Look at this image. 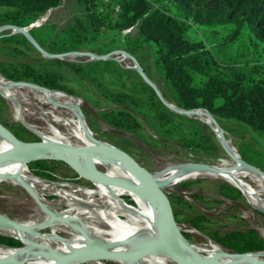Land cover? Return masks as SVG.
Returning a JSON list of instances; mask_svg holds the SVG:
<instances>
[{"label":"rangeland","instance_id":"1","mask_svg":"<svg viewBox=\"0 0 264 264\" xmlns=\"http://www.w3.org/2000/svg\"><path fill=\"white\" fill-rule=\"evenodd\" d=\"M80 14L81 6L76 0H60L56 7L39 15L29 25V28H40L43 34L49 32L47 37H54L61 28ZM12 31L13 30H10V32ZM134 31L135 29L131 28L126 30L125 33L132 34ZM190 34L191 36H199V28H194L193 32ZM30 45L32 48L21 47V52L19 53L12 50L0 49V61L6 65V67L4 65L3 67L10 68L7 64L9 62L15 63L24 60H35L38 56L40 58H48L47 55L41 52L36 46L31 43ZM18 49H20L19 46ZM40 49L44 51L43 48ZM118 51L119 50H112L108 52V54L105 53L104 55L107 54V58L101 60L90 59L88 53H96L86 49L77 51L79 52V56L61 55L57 59L79 63L84 67L78 74L73 73L66 65L59 68V72L62 75V83L72 91V94L64 93L76 99L68 102L62 101L61 103H53V98H51L53 95L48 90L40 89L36 86L37 84L31 82L19 81L21 84L27 86L21 87L25 90L24 92L20 91L18 93H13L17 97V104H15L13 100L0 95V123L16 138L22 141H48V138L45 136L46 131L42 128L45 126L66 138L76 141L83 140L101 148L108 147L106 146L107 143L114 146L110 143L111 139L118 145L125 146L128 149L127 153L150 172L151 176L170 177V179H172L171 176L177 174H179V177H187L190 175V172L199 174L220 169L228 173H233L238 165H242V163L245 164L236 152L237 147L245 146L248 148L249 154H251L256 164V166L249 164L252 166L250 168L256 171L259 170L258 172L264 176V138L262 136L253 132L245 125L235 121L221 120L220 122H216L214 118L200 112H192L186 116L170 110L160 98V96H162L160 91L164 88L162 79L158 77L150 67L149 73L151 76L147 78L154 85L155 89H152L134 70L135 63L130 58L131 55L129 54L130 56H128L125 53L119 54ZM150 56V50L145 48V52L141 53L139 58L147 65L150 64ZM131 57L136 61L133 56ZM262 58L264 59V56ZM0 76L7 80L2 76L1 72ZM1 77L0 81L5 82ZM7 81L11 82V80ZM95 82L100 83L111 91L133 94L144 102H148L156 111H163L162 106H164L173 113L181 115L183 119L179 120L176 117L169 118V115H166L168 122L173 126L171 129L168 128L167 124L160 125L158 121L151 117L141 119L138 125L137 123L133 124L131 122L130 128H111L109 125L102 122L95 114L101 108L110 106L103 101L99 89L94 85ZM145 84L152 89L151 92L145 88ZM3 89L11 93L9 90ZM32 117L36 118L38 122L32 120ZM185 118L198 121L200 125L205 127L207 133L211 131L214 134L213 142L216 144V149L207 148L197 143L194 134L188 126L189 123ZM219 123L225 129H221L218 125ZM114 147L120 148L118 146ZM1 152L6 153V151L2 150ZM42 159L47 161L46 167L48 169L45 171L50 173L52 179L45 180H50L47 181L48 188L39 194L43 200L42 205H48L56 211L65 210L68 212L66 208L68 207V210L71 209L68 204L73 200H78L83 204L90 203L93 206H95V204L99 206L92 198L80 195L84 193H91L89 195L104 206L105 204L99 201V199L111 202L113 198L127 195L123 196L125 197L123 201H127L128 205H133V203L128 200V196L132 197L135 202L142 200L140 196L124 188L105 183L90 182L77 175L67 164L60 160L51 158ZM91 162L94 167L105 176L121 179L108 174L105 165L98 164L93 160H91ZM196 164L207 165L206 167H198ZM83 166L86 167V165ZM27 169L31 175L36 176L34 171H31L28 167ZM236 178L248 188L251 185L259 192L261 196L259 198L264 199V183L259 178H255L253 174H249L245 171L239 172ZM252 178L258 180L261 185L259 186ZM128 181L136 184L135 181ZM184 181H194V183L190 185L189 188H181L182 186H180V184ZM219 181L242 187V185L235 180H232V183L230 182L231 180H223L218 177L200 174L192 178L180 180L175 184L176 187L174 185L172 187L159 188L160 193L168 201L173 215L177 219L176 223L183 240L193 247L203 246V248L208 246V244L215 245L214 243H216V246L227 251L230 249L221 246L209 235L220 236L222 233L229 231L251 229L264 240V212L249 204L245 197V193L239 186H236V189L241 193L242 197L240 199H230L219 194ZM99 188H102L106 193L113 196V198L106 199L100 196ZM26 189L24 186L15 184L11 181H1L0 213L15 221L41 220L42 214L38 213L35 197L32 196L28 188ZM70 192L72 194L67 198L65 195L70 194ZM254 195L258 198L256 193ZM91 202H95V204ZM38 205L43 207L41 204ZM73 205L81 212L80 215L95 216L83 206L76 205L74 201ZM23 206L24 209L22 208ZM106 208L108 207L106 206ZM99 209L101 210V208H96L97 211ZM146 209V205H144L139 212ZM36 213L38 216L33 217L32 215ZM104 219L106 220V218ZM132 219H130L129 223H131ZM113 220L125 221L126 219L113 218ZM191 222L197 223L199 226L198 229L193 228ZM28 229H30L29 232ZM15 231L16 234L30 241H34L35 239L38 240L40 246L50 249L52 255L36 258L37 262L41 264H55L59 256L77 254L82 251L89 252L97 248L98 245L89 244L87 242H70L69 239L74 237L72 233H63L40 226L28 227L24 230ZM3 232L7 231H0V235L13 238L12 236L5 235ZM26 232L30 235H27ZM20 236L15 237L19 240L26 241ZM157 258L158 260H156V262L150 264H177L165 256L160 255L159 257L157 256ZM198 258L211 259L217 263L222 262V264H239L237 262H231L228 260L227 256L211 251L198 255ZM149 261L152 262L153 260L150 259ZM127 263L128 261L126 259L114 260L97 258V261L92 259L76 264Z\"/></svg>","mask_w":264,"mask_h":264},{"label":"trees","instance_id":"2","mask_svg":"<svg viewBox=\"0 0 264 264\" xmlns=\"http://www.w3.org/2000/svg\"><path fill=\"white\" fill-rule=\"evenodd\" d=\"M76 1L81 6V14L61 28L54 37H47L49 32L43 34L40 28H28L30 37L45 52L56 55L86 49L96 54H105L112 50H122L136 59L148 78L151 76L149 68L154 70L164 83L161 95L171 104L187 111L195 109L198 110L195 112L211 115L216 122H238L264 138V0ZM59 2L60 0H0V27L26 28ZM131 28L135 29L134 33H125ZM194 28H199V36H191ZM21 47L32 48L25 36L10 33L9 29L0 31L1 50L19 53ZM145 48L150 50L151 55L150 64L147 65L139 58ZM7 64L10 68H4L3 65H6L0 61V72L7 80L42 86L53 95V103L76 99L67 95L72 94V91L62 83L59 68L66 65L73 73L78 74L84 68L81 64L39 56L35 60ZM94 85L99 89L103 101L110 105L95 114L111 128H130L131 122L138 125L141 119L151 117L160 125L167 124L171 129L173 126L166 115L169 118L183 119L164 106L163 111H156L148 102L133 94L111 91L96 82ZM25 86L27 85L20 84L15 87ZM145 88L152 91L146 84ZM185 119L197 143L216 149L211 131L207 133L205 127L194 119ZM218 125L225 129L220 123ZM110 143L128 151L114 140L110 139ZM236 152L245 162L242 165L256 166L247 147H237ZM46 162L37 159L26 165L37 177L52 179L50 173L45 171L48 169ZM193 183L194 181H184L180 186L189 188ZM250 187L261 197L257 190L251 185ZM218 192L230 199L242 197L238 189L223 181L218 182ZM128 197L133 205L123 201L125 197L113 198L111 202L98 199L111 211H140L142 206ZM88 204L92 205H85ZM67 211L76 216L81 213L76 208ZM174 219L177 222L175 217ZM191 226L195 229L199 227L195 222H191ZM209 236L221 246L236 252L264 250V240L251 229ZM12 237L0 235V245H3L0 246V254L37 258L52 255L49 248ZM262 254L264 253L240 256L247 258ZM17 263L28 264L21 260Z\"/></svg>","mask_w":264,"mask_h":264},{"label":"bare ground","instance_id":"3","mask_svg":"<svg viewBox=\"0 0 264 264\" xmlns=\"http://www.w3.org/2000/svg\"><path fill=\"white\" fill-rule=\"evenodd\" d=\"M133 62L135 63V68H136L137 64L134 60H133ZM3 80L5 82L0 81V86L9 90L11 93H9L8 91L4 90L1 87H0V93L3 95V97L11 99V100H13V102L15 104H17V101H18L16 99L17 97L13 93L25 91L21 87H15L16 85H19L21 83L12 84L11 82H9L5 79H3ZM43 90H48V89L44 88ZM170 106H171V104H170ZM195 111H198V110H189V111L181 110V112L186 116H188L190 113L195 112ZM31 119L37 121V119L34 117H32ZM42 128H44V130L46 131L45 136L48 138V141L62 143V144L69 146V147H89L88 149H89V152L91 153V155H90L91 160L97 162L98 164L100 163V164L105 165V168L107 171L105 169L104 170L108 174L119 177V178H121L119 180L123 179L122 181H125L126 183H128L134 187L139 188L141 186V182L132 174V172H130L127 165H125L121 161L111 157L107 152H105L103 149H101V147L66 138L62 135H59V134L53 132L51 129L47 128L46 126L42 127ZM15 144H16L15 141L10 137V135L7 134L0 127V154H3L1 152V150L6 151V152L12 150L15 147ZM106 146H109V144L107 143ZM62 154H64L68 159H70V155L67 152H62ZM42 157L43 158L56 157V153L55 152H47V153L43 154ZM76 161L81 164L82 168L87 170V166L86 167L83 166V165H86V162L84 161L82 156L76 157ZM26 164H27V161L22 157H13V158H11V159L3 162V163H0V182L7 180V181H11L15 184H20V185L24 186L25 189L28 188L31 191L32 196L35 197V200L37 202L36 206H37V209L39 211L38 213L42 214V219L41 220L33 219L30 221H18V222H16V224H17L16 226L5 225L0 221V231H7V232H3V233H5L6 235H9V236H20L19 234L15 233V232H18L15 230H24L28 227L40 226V227H44V228H48V229H52V230H57V231H60L63 233H65V232L72 233L74 235V237L69 239L70 242H75V243L87 242L89 244L103 245L104 249L95 248L93 250H90L89 252H97V251L103 250L105 252L116 253L118 255H121L122 257H125V259L128 261L127 264H150V263H154V262H156V260H158L157 256L159 257L161 254H156V253L144 255V256H141L139 258H128L125 256L129 253L139 251L145 245L161 242V237H160V232H159L160 225H161V218H160L159 210H158L157 206L155 205V203L141 198L142 200L138 201V203L140 204V206H142V208L144 207V205H146V208H147L146 210H143L141 212H139V210H138V211L133 212V213H122V212L113 211V209L111 211L110 209L106 208V206L99 203L94 197L90 196L89 194H91V193H84V194H80V195L92 198L94 201H96L99 204V206H97L95 204V202H91V203L95 204V206H92V205L89 206V204L85 205L83 203H80L78 200H73V201H74V203H76V205L83 206L84 208H86V210H89L91 212V214H94L95 216H93V215H83V216L77 215L76 216L69 211L68 212H66L65 210L56 211L48 205H42L43 200L41 199V196L39 193L42 191H45L48 188V186H47L48 182L45 181L44 179L37 177V176L31 175L29 173L27 167H26ZM196 165L198 167H206V165H202V164H196ZM242 171H245L249 174H253L255 176V178H259L264 183V176L260 172L253 170L250 167H247L245 165H238L237 169L233 173H228L227 171L220 169V170L209 171V172L199 173V174H194V173L189 171L190 175L187 177H179V174H177V175L171 176L172 179H170V177L151 176V182H152V185L154 186V188L155 187H172L177 182H179L180 180H182L184 178H192V177H194L196 175H200V174L218 177V178H221L223 180H229V181L231 180L230 182H232V180H235V181H238L242 185L243 188L240 187L239 185L238 186L245 193V197H246L247 201L249 202V204L251 206H253L254 208L264 212V199L259 198V196H258V198H259L258 199L254 195L255 193L253 192V190L251 189L250 186L248 188L242 182H240V180L238 178H236V175ZM121 173L124 175H122ZM246 176H249V175H246ZM126 179L135 181L136 184H134L133 182L128 181ZM252 179L255 182H257L259 184V186L261 185L258 180H255L254 178H252ZM236 186H234V187L237 188L238 186L237 187ZM175 187H176V185H175ZM99 191H100V196L105 197L106 199H112L113 198V196L106 193L102 188L101 189L99 188ZM130 192H132V191H130ZM132 193H135V192H132ZM71 194L72 193L70 192V194H67L65 196L68 198V196H70ZM135 194H137V193H135ZM42 195H44V194H42ZM123 196H127V195H123ZM123 196L121 195L120 197H123ZM58 198H59V196H58ZM73 201L70 204H68L72 209H74L76 207L73 205ZM38 204H41L43 207L39 206ZM24 206L22 207L23 209H24ZM96 208H101V210L99 209L97 211ZM68 209L69 208L67 207L66 210H68ZM22 212H25V211H22ZM135 214H137V215H135ZM32 216L37 217L38 214L36 213V214H33ZM99 216H101V217H99ZM102 217L106 218V220ZM113 218H121V219H126V220L125 221H118V220H113ZM130 219H132L131 223H129ZM29 231H30V229H28V232ZM8 232H11V233H8ZM26 234L30 235L27 232H26ZM20 237H22V236H20ZM22 238L31 244L40 246L38 240H36L35 238H33V239H35L34 241H30L24 237H22ZM214 244L215 245H209L208 244V246H205L204 248H203V246L193 247L191 244H189L188 242L186 243L183 240V243L180 246V249H181V252L183 253V255L191 262L200 260L198 258V255L207 253L209 251L214 252V253L216 252L218 254H222L224 256H227L228 260H230L231 262H234V263L237 262L239 264H249L250 260L264 261V254L259 255V256H255V257L245 258V257L237 255V254H230V253L224 251L219 246H216V243H214ZM261 253H264V251L258 252L255 254H261ZM38 256H40V255H38ZM161 256H164V255H161ZM165 257H167V256H165ZM36 258L37 257H33V256H29V255L0 254V264H18L17 261H19V260H21L23 262L26 261V262L31 263V264H41V263L37 262ZM150 259H152L153 261L150 262L149 261ZM88 260H92V259H87V260L74 259V260L68 262L67 264H76V263H81V262L88 261ZM170 260H172V259H170ZM94 261H97V258H94ZM218 263L222 264V262H218Z\"/></svg>","mask_w":264,"mask_h":264},{"label":"water","instance_id":"4","mask_svg":"<svg viewBox=\"0 0 264 264\" xmlns=\"http://www.w3.org/2000/svg\"><path fill=\"white\" fill-rule=\"evenodd\" d=\"M29 26L26 28L22 27H14V26H1L0 31L4 29L13 30L10 33H19L34 46H36L41 52L45 53L48 58H58L61 55H66V53L62 54H56L52 55L47 52H44L40 49V47L35 43V41L30 37L28 34ZM76 53H79L77 51H74ZM121 53H126L122 50H119ZM108 54V53H107ZM104 54H90L88 55L93 56L97 60L105 59L107 58ZM128 54V53H126ZM129 55V54H128ZM130 56V55H129ZM131 57V56H130ZM132 58V57H131ZM133 59V58H132ZM134 60V59H133ZM135 61V60H134ZM136 62V61H135ZM137 64V62H136ZM138 75L144 80V82L149 85L152 89L154 88V85L148 80L147 76L144 74L142 69L138 66L134 69ZM12 84H18L21 83L19 81H11ZM38 86V85H37ZM39 88L44 89V87L39 86ZM1 96H3L0 93ZM160 96V95H159ZM162 102L169 108L170 110L183 114L181 110L175 105L168 103L165 101L162 96H160ZM171 104V106H170ZM173 106V107H172ZM195 110V109H191ZM204 110V109H203ZM189 111V110H188ZM207 112V111H206ZM209 114V113H208ZM0 127L10 135V137L15 141V147L3 154H0V163H3L13 157H22L27 162L42 159V155L47 152H55L56 157H52L51 159H56L64 162L67 164L77 175L81 176L82 178L90 181V182H99V183H105L109 185L118 186L121 188H124L128 191H132L137 193L142 199L148 200L150 202L155 203L157 206L160 218H161V225H160V237L161 242L153 243L149 245H145L143 248H141L139 251L129 253L125 255L128 258H139L144 255L148 254H161L164 256H167L168 258L172 259L177 264H220L217 263L211 259H200L197 261H189L181 252L180 246L183 243V238L180 234L179 228L177 226V223L174 219L173 212L171 210V207L166 200V198L160 193L159 188H154L151 182V174L148 172L143 166H141L132 156H130L126 151L116 148L109 144L108 147H102L105 152H107L111 157L121 161L127 167L129 168L130 172L141 182V186L139 188L134 187L125 181L111 178L108 176H105L104 174L100 173L92 164L91 162V153L89 152V147H69L62 143L58 142H49V141H43V140H37V141H22L17 139L9 130H7L2 124H0ZM62 152H67L70 155V159H68ZM82 156L84 161L86 162L87 170L82 168L81 164L76 161V157ZM195 164V163H194ZM207 165V164H202ZM233 186V185H232ZM0 221L9 226H16L15 220H12L8 217H6L4 214L0 213ZM103 245H97L98 249H104ZM224 250V249H223ZM230 254H255L260 251L256 252H236L233 250H224ZM264 251V250H263ZM94 258H101V259H114V260H120L125 259V257H122L121 255H118L116 253L111 252H105L103 250L97 251V252H87L82 251L77 254H71V255H63L58 257V261L55 264H67L68 262L74 260V259H81V260H87V259H94ZM249 264H264V261L261 260H250Z\"/></svg>","mask_w":264,"mask_h":264},{"label":"built area","instance_id":"5","mask_svg":"<svg viewBox=\"0 0 264 264\" xmlns=\"http://www.w3.org/2000/svg\"><path fill=\"white\" fill-rule=\"evenodd\" d=\"M119 54H121V52H119ZM66 55H68V56H79V54L74 52V51L68 52ZM89 57H90V59H95L93 56H89Z\"/></svg>","mask_w":264,"mask_h":264}]
</instances>
